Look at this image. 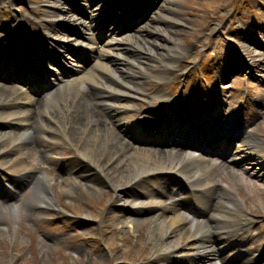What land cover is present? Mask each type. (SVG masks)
<instances>
[{
  "label": "bare ground",
  "instance_id": "bare-ground-1",
  "mask_svg": "<svg viewBox=\"0 0 264 264\" xmlns=\"http://www.w3.org/2000/svg\"><path fill=\"white\" fill-rule=\"evenodd\" d=\"M168 5L169 6L166 8V11H164L162 16L158 18L157 23L160 24L157 25V28L159 29V31L171 29L173 28V25H175L174 23H171V4ZM99 7L100 5H95V12ZM31 27L37 30L40 36H42L43 38L46 36L45 32L43 31V28L38 27L37 21L33 22L31 24ZM116 36L117 35H114V37L109 39L106 42L105 47L101 49L99 53H97L99 63L94 66V71L92 72V74H90V76L85 75L79 77V82L81 84L89 83L90 85H98L96 81H105L103 74L107 73L113 74L114 76L118 74L124 79L129 78V80H132V82H125L126 80L123 79V83H125L124 85L128 87L134 86L131 83H135L136 85L140 84L139 81H142L143 83V80H145V78H148L149 76L151 78L163 80L170 75L168 72L169 70L166 71V69L162 68V70L160 71H154V69L152 68L151 70L153 72L151 71L150 75H147L145 77L143 76L144 73H142L141 71V67L143 66V64L142 61L139 62V60H142V58L131 47L130 42L134 41V44H140L144 49H159L157 45L149 38L140 40V34H135L132 36L125 35L122 38H117ZM173 50L174 51L172 52L171 56H165L161 58L164 65H169V67L172 68L175 67L173 66L175 65V60L180 57L181 54L186 51V49H183L181 46H177V48L175 47V49ZM115 54H118L119 56H123L125 58L127 56H130L133 57L136 61H134L131 66L121 67L118 66L121 64H118L112 57ZM76 73L79 74L80 69L76 70ZM228 76L229 75H227V77ZM106 83L109 84L110 82L106 81ZM111 87L112 86H110V88ZM120 87L126 88L121 84H117L113 88V90H115V92H119ZM64 89L65 85H63L62 89L57 90L54 95L49 96L47 98V101L51 100L53 104L58 107H61L65 111V108L62 107V104L59 105V99H57L59 97L60 100L64 101ZM72 90H74V97L71 96L72 103L70 107L74 109V113H72L71 115L72 121L74 120V123L71 127L69 135L71 137L72 134L77 136L81 130L82 132H87L89 130L91 140L96 139L99 136V146L97 145V149L98 155L101 156V154L103 153L104 146V144L102 143L101 135L105 134V138L107 137V135L111 136V148L109 153L112 155L114 154L115 157H117V161L119 160V154H130V161L128 162L127 169L122 170L120 172V175H122L123 177L119 176L118 179L114 178L116 181H119L122 178H130L133 179L132 181H134L138 176H141L143 174L160 171L164 167L165 158L170 159L171 163H169V165L173 164L174 161L178 158L174 156L171 152H166L164 149L151 150L146 148H140L136 147L130 142L123 141V139L121 138L122 135H114L110 132L112 131L111 127L105 126V124L102 125V123L104 122V115L102 111L99 110V107L110 114V119L114 122V124L117 121V118L115 116L116 112L110 113L112 111H116L117 109L114 110L115 107L112 106V101L104 98L106 94H97V96L93 100L95 101V103L91 104V100L88 99L86 96H82L81 94H79L77 90L73 87ZM86 90L88 91V88ZM16 93L20 92L18 90H13L10 87L0 85V97L6 98L8 94H10L11 96H16ZM92 96H94L93 90ZM155 96L161 97V94H159V92H156ZM42 103V99L38 100L24 96L21 99H17L15 102H10L8 100V104L1 106V109L4 110L3 115H8V118L2 121L4 126L0 125V141H4V143H6L8 140L12 139L15 140L14 143H16L18 142V140H20V132L22 137L29 141H32L36 133L33 132L34 130H32V128L29 127V122L34 124L38 122L36 111H39L41 109ZM24 105H28L30 107L28 110H26V114L25 111L18 110L19 108H21V106ZM35 105H38L39 110L34 109ZM70 107L67 106V109H70ZM48 120L49 123H52L55 126H57L59 123V121H57V117L50 116ZM116 124L118 125L115 126L123 133L125 137H130L131 140H140L138 135L133 132H130L129 129L125 127L120 121H118ZM16 125H18L19 128V132L17 133L16 131H14ZM64 135L68 136L67 134H65V132ZM251 145H255L256 148L254 150L247 151L245 153L247 157H241V159L236 161V163L238 166H240L242 173H245L246 176L249 177V181L246 179L247 177L243 179V181L246 182L248 186H250L248 191L250 193L259 194L261 190L260 187L258 185H255L250 180V178L254 177L264 180V175L261 173L262 168H264V157H259L261 153L264 156V144H262L261 141H258L256 139L247 144V146ZM36 147L40 148L43 151L42 153L45 154L47 147L44 146L43 143L36 144ZM20 148L21 144L18 145L13 151H17ZM114 148H117V151L112 153L111 149ZM93 149L89 150L90 153ZM81 154L82 156L84 155L83 153ZM157 157L160 158L162 162H160L159 164L160 168L155 170L154 166H151L149 162L153 159L154 163L155 158ZM177 161L179 162V164L184 165L180 172V174L184 177H189L190 179H193L197 175L203 173L202 171H200V168L202 167L203 170H206L212 175L211 179L221 181L220 175L218 173H213V171L205 165V158L203 157H184V160L183 158H179L177 159ZM184 161L186 162V164L184 163ZM248 161H252V163H254L256 166H259V168L257 169L256 167H254V164H251V162ZM77 166H80V164H78ZM57 169L58 181L60 182V184H62L63 190L69 192L73 185L72 182L76 183L72 178V172H68L67 168L64 166H58ZM89 171V169L85 168L84 171H81V173H88ZM107 175L113 180L110 170H108ZM77 176L82 178V180H85V185L89 184L88 186H90L91 188H95V185L97 184H103L100 178H98L97 176L81 174H78ZM46 179L44 177V174L41 173L29 178V184H31V186H33L34 188V198H39L40 204L42 205V208H35L36 204H31L32 198H30L28 204L26 203L29 210L31 209L30 211L40 213L44 210L45 207H49L50 205L52 206L51 196L49 195V192L47 190L50 183L47 182ZM226 180L227 181L225 184H227L229 188H231L229 174L226 176ZM168 181L170 182V180ZM120 187L121 186L116 188ZM160 188L161 190L159 189L156 192L144 191L137 195L132 192L130 194L133 205H137L139 202V204H143L142 201L146 198L151 199L152 204H157L160 208V211L157 212L155 216V222L157 221V224L150 228L151 240L154 242L152 257L157 256L160 258L162 256H167L168 259L164 260L166 262L165 264H218L217 259L220 260V264H252L250 260H244L243 257L231 259L227 256H224L223 252L227 250L225 247L214 248L212 246H207L210 243H215L221 240V229H230L234 227L235 229L237 228L236 226L238 224H236V221L234 220V213L235 211H238L239 202L236 197H233L231 192L222 189L219 192L215 190L213 193V196L215 198L207 199L210 216H207L202 213H195L193 214L192 219L189 216V212H187V210L181 209L186 207L179 201L172 203L171 206L167 203V201L172 195V198H175V196L178 195L179 192L175 188H172V186L166 182L162 183ZM122 196H124V192L120 191V193H118L117 195V198L121 199ZM2 201L3 199H0V207L5 206L1 203ZM3 203L6 204L4 201ZM17 205L18 204L13 203L11 206V208H13L14 213L18 211ZM137 215H133L134 218L132 221L134 223L138 222L139 220L141 221V219H139V216ZM190 251L196 252L188 258H184L187 255L189 256L188 252Z\"/></svg>",
  "mask_w": 264,
  "mask_h": 264
},
{
  "label": "rangeland",
  "instance_id": "rangeland-1",
  "mask_svg": "<svg viewBox=\"0 0 264 264\" xmlns=\"http://www.w3.org/2000/svg\"><path fill=\"white\" fill-rule=\"evenodd\" d=\"M233 2L234 0H173V11L170 16L174 19L172 21L175 26L172 29L157 32V38L151 39L150 35L156 31V24L151 22L144 28L145 34H150L148 38L158 48H165V53H168L167 51L172 49L170 47H173L175 43L188 47L192 41L199 42L203 39L204 25L209 26L211 22L214 23L210 20V16L219 20L222 15H226L225 10ZM256 4L260 7V4H264V0H256ZM211 9H216L217 12L212 14L213 12L208 11ZM44 14L41 13V15ZM153 53L154 55L162 54L160 49L153 50ZM146 57L147 55L143 56L144 62L149 64L153 61ZM190 57V54H187L186 58ZM184 58L178 59L179 64L186 62ZM250 59L254 60L258 70H264V56L256 57V54L251 53ZM172 76L174 81L178 80L180 73H174ZM163 89L166 91L165 88ZM50 110L52 114L57 113L61 117L63 115L59 108ZM43 119L46 120V118ZM128 119L133 121L131 117ZM64 122L62 121L61 124ZM42 135L47 134L44 132ZM110 139V136L102 137V143L106 145ZM87 140L89 141L87 146L90 149L92 146L90 136ZM10 146L11 140L4 144L3 149ZM111 150L114 153L117 148ZM25 152L26 150H22L17 154L18 156L25 155L27 160H16L18 156H15L4 165L15 169L26 168L30 165L29 161L35 160L37 156L40 157L39 152L33 151L29 153L32 156L29 160V155ZM64 152L65 148L58 150L51 147L49 149V155L60 156ZM129 155L122 154L119 162L115 159L107 161L113 178L123 177L120 172L127 169L126 162H129ZM123 161L126 162L123 163ZM48 163L51 169L55 168L53 162L48 161ZM128 180L129 178H122L119 181L114 179L121 185L126 184ZM56 190L59 195L63 194L61 202L66 212L73 210L74 214L81 217L88 216V220L93 217L97 222L66 220L59 208H55L54 211L48 210L43 215H35L29 213L27 208L21 207L18 219H14L10 211L8 214L2 212L0 216V264H129L130 260L142 264L148 259L153 247L150 228L154 225L156 211H142L139 214L141 221L134 223L131 213L122 211L120 208H112L115 196L107 193L106 189L101 186L97 185L95 190H92L78 182L72 185L70 196L62 193L60 187ZM23 198L27 197H20L18 200H27ZM258 200L264 204V190L261 191L260 196L256 197V202ZM44 216L49 218L44 219Z\"/></svg>",
  "mask_w": 264,
  "mask_h": 264
}]
</instances>
